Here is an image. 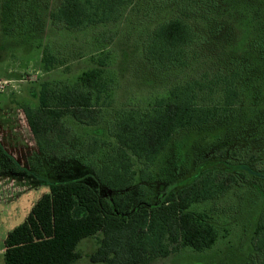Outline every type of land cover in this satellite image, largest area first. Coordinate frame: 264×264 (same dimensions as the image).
I'll list each match as a JSON object with an SVG mask.
<instances>
[{
	"label": "rangeland",
	"instance_id": "rangeland-1",
	"mask_svg": "<svg viewBox=\"0 0 264 264\" xmlns=\"http://www.w3.org/2000/svg\"><path fill=\"white\" fill-rule=\"evenodd\" d=\"M61 1L0 0V119L9 113L14 127L5 135L0 129V264H4L9 232L26 220L37 202L49 193L51 184L79 181L105 200L116 195L87 162L102 163L104 151L87 158L85 146L92 138L116 145L109 127L120 110L147 108L174 87L195 80L205 81L206 104L213 105L219 100L215 95L217 72L238 59H248L252 68L244 86L245 106L234 109L224 121L176 135L151 168L154 179L144 183L152 192L148 200L157 206L202 170L239 173V185L225 196L192 208L214 213L216 244L202 252L179 248L151 264H256L259 255L255 234L258 226H264V66L250 48L252 32L249 35L241 23L246 11L234 10L235 0H219L212 8L208 0H133L119 22L74 32L52 25L51 14ZM177 17L196 28L199 43L188 50L186 67L155 70L144 58L145 40L158 25ZM104 31L116 34L109 45L97 42ZM98 46L111 54L109 74L115 78L112 106L104 110V121L94 127L64 117L67 144L42 153L23 107L39 108L44 82H72L82 72L95 68ZM45 50L57 58L50 72L42 67ZM243 148L257 154L256 161L244 164L230 158L231 150ZM134 162L135 170L143 167ZM102 236L99 233L82 240L77 247L81 258L74 264H106L91 260Z\"/></svg>",
	"mask_w": 264,
	"mask_h": 264
},
{
	"label": "trees",
	"instance_id": "trees-1",
	"mask_svg": "<svg viewBox=\"0 0 264 264\" xmlns=\"http://www.w3.org/2000/svg\"><path fill=\"white\" fill-rule=\"evenodd\" d=\"M132 2L62 0L51 14L52 25L60 30L83 32L115 24ZM208 2L212 8L217 7L219 0ZM235 3L233 9L238 13L246 11L241 23L249 35L252 32L250 48L264 66V0H235ZM115 38V33L104 31L97 42L109 45ZM199 40L191 23L184 18H172L148 35L143 55L153 69L161 72L186 67L188 50ZM96 49L99 56L95 68L82 72L72 82H44L38 96L39 108L23 107L42 153L67 144L64 117L94 127L104 121V110L112 106L115 78L109 74L111 54L99 50L100 46ZM56 63V56L45 50L43 69L50 72ZM251 71L248 59H238L231 67L219 70L215 84L219 100L210 106L206 104L205 81L195 80L174 87L147 108L120 110L109 127L116 145L92 138L85 146L87 158L104 151L102 163L87 162L116 195L105 200L79 181L51 184L49 193L37 202L26 220L9 232L4 264H74L81 258L77 252L80 242L99 233L103 236L91 256L93 263L151 264L158 258H168L179 248L202 252L213 247L218 239L214 213L192 208L225 196L239 185V173L202 170L157 206L148 200L152 192L144 183L154 179L151 168L176 135L224 121L234 109L245 106L244 86ZM210 91L212 95L215 93L212 88ZM230 158L247 164L256 161L258 155L248 148L233 149ZM134 161L143 167L135 170ZM254 244L259 255L256 264H264L263 225L258 226Z\"/></svg>",
	"mask_w": 264,
	"mask_h": 264
},
{
	"label": "crops",
	"instance_id": "crops-1",
	"mask_svg": "<svg viewBox=\"0 0 264 264\" xmlns=\"http://www.w3.org/2000/svg\"><path fill=\"white\" fill-rule=\"evenodd\" d=\"M8 114L9 113H7L5 117L3 116V118H2L3 120L0 119V129L2 130V132L4 133V135L6 134L7 131L14 130L13 129L14 127L12 126V122L10 121V118H9V115Z\"/></svg>",
	"mask_w": 264,
	"mask_h": 264
}]
</instances>
